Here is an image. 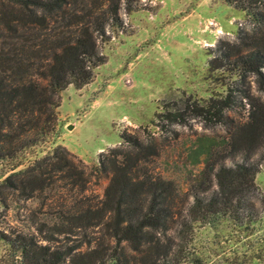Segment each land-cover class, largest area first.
<instances>
[{"label":"trees","instance_id":"1","mask_svg":"<svg viewBox=\"0 0 264 264\" xmlns=\"http://www.w3.org/2000/svg\"><path fill=\"white\" fill-rule=\"evenodd\" d=\"M224 2L252 24L239 48L223 56L230 83L152 121L160 133L191 120L224 131L215 145L202 138L201 168L186 190L147 170L150 156H160L153 137L124 131L120 144L100 153L91 168L108 179L102 198L77 199L70 192L84 189V165L56 148L0 181L5 209L9 197L35 196L57 208L48 213L51 226L1 228L0 264H208L194 233L222 226L221 241L230 246L220 247L215 264H264V197L254 182L264 166V0ZM138 9V0H0L1 162L17 160L54 134L59 94L92 81L106 60L101 45L123 30L120 12ZM68 237H75L73 246L61 244Z\"/></svg>","mask_w":264,"mask_h":264},{"label":"rangeland","instance_id":"2","mask_svg":"<svg viewBox=\"0 0 264 264\" xmlns=\"http://www.w3.org/2000/svg\"><path fill=\"white\" fill-rule=\"evenodd\" d=\"M138 1V10L120 12L123 30L113 32L110 41L101 45L106 60L95 69L92 81L80 89L69 85L59 94L54 134L17 160L0 161V181L62 147L76 158L74 162L80 160L85 170L84 189L79 194L75 187L70 194L82 199L102 198L108 179L91 173V168L97 165L98 155L117 147L119 135L128 131L141 139L153 137L160 150L159 157L150 156L147 170L172 179L181 191L186 190L188 179L201 168L202 138L215 145L224 131L219 126L205 129L191 120L160 133L152 121L166 109L180 108L187 98L203 100L220 93L232 79L223 56L239 48L251 34L252 24L224 0ZM251 93L258 95L253 85ZM262 168L254 182L264 197L259 177ZM8 199L7 209L0 205V229L33 232L42 223L52 225L48 213L57 208L49 207L51 200L43 196ZM261 228L264 233V220ZM224 232V226L195 231V246L208 264L219 260L221 246H230L224 238L221 241ZM74 238L68 237L61 244L73 246ZM4 250L0 242V256Z\"/></svg>","mask_w":264,"mask_h":264},{"label":"crops","instance_id":"3","mask_svg":"<svg viewBox=\"0 0 264 264\" xmlns=\"http://www.w3.org/2000/svg\"><path fill=\"white\" fill-rule=\"evenodd\" d=\"M258 175V174H257ZM260 180L262 181L263 184V190H264V166L261 169V172L259 173Z\"/></svg>","mask_w":264,"mask_h":264}]
</instances>
